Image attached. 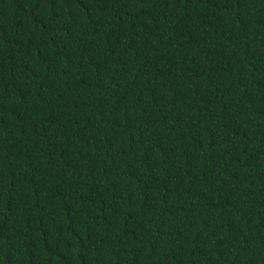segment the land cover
Returning a JSON list of instances; mask_svg holds the SVG:
<instances>
[{
  "label": "trees",
  "instance_id": "16d2710c",
  "mask_svg": "<svg viewBox=\"0 0 264 264\" xmlns=\"http://www.w3.org/2000/svg\"><path fill=\"white\" fill-rule=\"evenodd\" d=\"M0 264H264V0H0Z\"/></svg>",
  "mask_w": 264,
  "mask_h": 264
}]
</instances>
